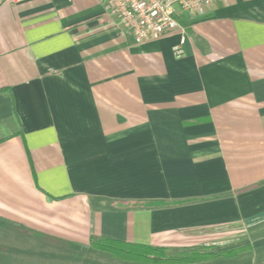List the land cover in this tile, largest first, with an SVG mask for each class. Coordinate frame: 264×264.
<instances>
[{
  "label": "crops",
  "instance_id": "crops-1",
  "mask_svg": "<svg viewBox=\"0 0 264 264\" xmlns=\"http://www.w3.org/2000/svg\"><path fill=\"white\" fill-rule=\"evenodd\" d=\"M183 24L137 44L108 0H0V264H143L101 237L264 264V0Z\"/></svg>",
  "mask_w": 264,
  "mask_h": 264
},
{
  "label": "built area",
  "instance_id": "built-area-1",
  "mask_svg": "<svg viewBox=\"0 0 264 264\" xmlns=\"http://www.w3.org/2000/svg\"><path fill=\"white\" fill-rule=\"evenodd\" d=\"M219 0H108L123 28L135 43L160 40L170 34H185V15L194 13L199 18L208 16ZM185 39L175 46L178 58L185 54Z\"/></svg>",
  "mask_w": 264,
  "mask_h": 264
},
{
  "label": "trees",
  "instance_id": "trees-1",
  "mask_svg": "<svg viewBox=\"0 0 264 264\" xmlns=\"http://www.w3.org/2000/svg\"><path fill=\"white\" fill-rule=\"evenodd\" d=\"M90 247L107 253L118 260L143 264H200L219 258L238 257L249 250L248 247H244L230 252L218 253L205 248L173 249L128 243L105 237L92 239Z\"/></svg>",
  "mask_w": 264,
  "mask_h": 264
},
{
  "label": "rangeland",
  "instance_id": "rangeland-1",
  "mask_svg": "<svg viewBox=\"0 0 264 264\" xmlns=\"http://www.w3.org/2000/svg\"><path fill=\"white\" fill-rule=\"evenodd\" d=\"M16 236V235H15ZM32 241V240H31ZM38 248L40 247V245L39 246H37ZM36 246H35V249L37 250L38 248H37ZM32 248H34V246H32ZM11 264H18V262L17 261H13V262H10Z\"/></svg>",
  "mask_w": 264,
  "mask_h": 264
}]
</instances>
